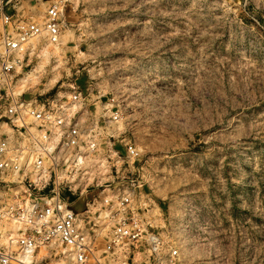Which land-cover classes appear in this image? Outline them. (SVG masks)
<instances>
[{
  "label": "rangeland",
  "instance_id": "1",
  "mask_svg": "<svg viewBox=\"0 0 264 264\" xmlns=\"http://www.w3.org/2000/svg\"><path fill=\"white\" fill-rule=\"evenodd\" d=\"M59 1V43L42 36L14 54L0 105L68 102L77 89L68 105L95 146L36 186L84 208L104 186L137 177L179 264H264V0ZM47 6L13 0L6 11L41 19ZM4 184L0 197L13 204L19 187ZM102 227L100 247L111 229ZM28 264L69 263L54 246Z\"/></svg>",
  "mask_w": 264,
  "mask_h": 264
},
{
  "label": "built area",
  "instance_id": "2",
  "mask_svg": "<svg viewBox=\"0 0 264 264\" xmlns=\"http://www.w3.org/2000/svg\"><path fill=\"white\" fill-rule=\"evenodd\" d=\"M12 1L0 0V87L20 63L16 52L42 36L58 44L63 27L59 0H46L41 19H14L6 11ZM80 96L74 89L68 102H78ZM68 102L59 96L29 101L11 96L8 104L0 105V182H5L3 191L12 184L19 187L13 204L0 197V240L6 241L0 264H28L38 250L54 246L65 251L69 264H179L178 246L143 201L137 177L125 175L117 186H104L101 201L94 198L84 208L64 191L46 193L45 186H36L43 179L63 176L59 164L82 165L95 146ZM127 151L131 158L139 155L134 144ZM107 225L111 229L100 247L102 226Z\"/></svg>",
  "mask_w": 264,
  "mask_h": 264
}]
</instances>
